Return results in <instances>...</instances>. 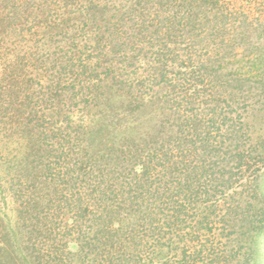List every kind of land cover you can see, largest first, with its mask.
Segmentation results:
<instances>
[{"label": "trees", "instance_id": "trees-1", "mask_svg": "<svg viewBox=\"0 0 264 264\" xmlns=\"http://www.w3.org/2000/svg\"><path fill=\"white\" fill-rule=\"evenodd\" d=\"M0 77V264H264V0H0Z\"/></svg>", "mask_w": 264, "mask_h": 264}, {"label": "rangeland", "instance_id": "rangeland-1", "mask_svg": "<svg viewBox=\"0 0 264 264\" xmlns=\"http://www.w3.org/2000/svg\"><path fill=\"white\" fill-rule=\"evenodd\" d=\"M1 78V77H0ZM250 107L246 109V112L243 113V121L249 123L250 127L257 128L261 126L264 123V107H262L261 104H258L253 101H249ZM78 116L77 112H71L69 114V118H71L73 121H75L76 117ZM242 117V118H243ZM249 120V121H248ZM1 125V122H0ZM12 140V139H8ZM10 142V143H9ZM5 141V139L0 135V164H3L4 156L3 154H6L11 151L12 148V142L11 141ZM7 146H10L7 151L5 148ZM2 151V152H1ZM6 157V156H5ZM4 188L0 187V218L2 219L3 223L5 225H8L9 228L13 226V223L15 221V207L16 205L13 202V197L11 196V192H3ZM71 249H74V246L71 247Z\"/></svg>", "mask_w": 264, "mask_h": 264}]
</instances>
